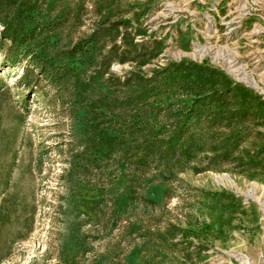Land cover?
I'll return each mask as SVG.
<instances>
[{
  "label": "rangeland",
  "instance_id": "rangeland-1",
  "mask_svg": "<svg viewBox=\"0 0 264 264\" xmlns=\"http://www.w3.org/2000/svg\"><path fill=\"white\" fill-rule=\"evenodd\" d=\"M0 264H264V0H0Z\"/></svg>",
  "mask_w": 264,
  "mask_h": 264
},
{
  "label": "bare ground",
  "instance_id": "bare-ground-1",
  "mask_svg": "<svg viewBox=\"0 0 264 264\" xmlns=\"http://www.w3.org/2000/svg\"><path fill=\"white\" fill-rule=\"evenodd\" d=\"M242 258L244 259V262H245V261H246V260H245V257H242ZM246 263H247V262H246Z\"/></svg>",
  "mask_w": 264,
  "mask_h": 264
}]
</instances>
